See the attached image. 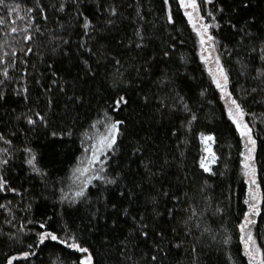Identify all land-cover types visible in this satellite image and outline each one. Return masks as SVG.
<instances>
[{
	"label": "snow or ice",
	"instance_id": "1",
	"mask_svg": "<svg viewBox=\"0 0 264 264\" xmlns=\"http://www.w3.org/2000/svg\"><path fill=\"white\" fill-rule=\"evenodd\" d=\"M253 2L159 0L145 11V0H0V264H101L97 232L105 252L114 249L115 264H171L185 244L193 264L205 256L212 264L214 255L220 264H238L228 247L234 237L239 264H264V147H258L264 127L257 128L264 111L252 108H264V12L249 11ZM177 17L190 26L195 57L208 76L196 93L183 85L184 64L170 66ZM121 32L117 53L109 37ZM217 96L238 137L245 184L231 231L209 221L228 220L224 201L209 194V177L225 174L213 168L221 160L212 147L216 132L196 133L195 163L209 177L193 178L182 194L161 183L168 160L158 163L160 144L136 132L139 108L150 106L167 120L165 139L189 144L202 105ZM58 97L65 100L60 111ZM92 100L96 114L77 134L75 109L91 108ZM41 129L46 140L77 136L80 149L70 166L58 168V150L33 143ZM230 195L221 192L225 201ZM53 199L58 211L49 214ZM38 202L45 205L39 215ZM165 214L175 226H165Z\"/></svg>",
	"mask_w": 264,
	"mask_h": 264
},
{
	"label": "trees",
	"instance_id": "2",
	"mask_svg": "<svg viewBox=\"0 0 264 264\" xmlns=\"http://www.w3.org/2000/svg\"><path fill=\"white\" fill-rule=\"evenodd\" d=\"M159 0H145V11L148 10L149 5L158 4ZM249 11L260 13L264 12V0H254L253 7L249 9ZM149 21L153 20L151 15L146 17ZM50 28H54L55 25L49 24ZM125 31L130 32V27L128 22L122 26ZM176 29L172 32V35L175 38L177 43V48L173 53V59L170 62V66L172 67H180L181 64H184V67L181 68V76L183 78V85L186 90H191L193 93L199 91L201 86H206L208 82V76L203 71V68L200 65L198 58L195 57V50L193 47V34L191 32L190 26L186 25L185 20L177 17ZM123 32L121 33H113L111 37H109V41H111V46L115 50V52L120 53L122 50L115 45V40H119ZM167 35V33H165ZM75 39V37H73ZM108 41H106L107 43ZM159 43V41H157ZM125 55L127 53H124ZM180 56L185 57V61H181L179 59ZM54 63L59 64L60 60L58 58H54ZM43 67H41V71H43ZM76 69H73L75 72ZM103 71V69H101ZM134 75V73H133ZM234 76L238 77V73L234 70ZM145 80L148 83H151V78L145 77ZM85 95H87L88 85H84ZM145 90L147 91V85H145ZM155 91V89H153ZM211 99V97H209ZM216 103L209 105L205 102L202 105V113L201 120L198 124L195 125L193 132L189 135L190 143L183 144L182 140L177 146L176 137H172L171 139H165V134L168 130L167 120H160L159 115L152 112L151 107H143L139 108V112L141 113L140 122L136 126V132L140 136L151 135L156 143L160 144V152L158 157V163H163L165 159L168 160V164L165 165L164 170L162 172V180L161 183L164 184L166 188H170L173 193L182 194L184 191L189 188V181L193 180L196 183H200L203 181L205 177H209V174L201 173V170L198 167V164L195 161L198 160L199 155L201 154V145L196 137V133L199 131H215L216 132V143H214L213 149L217 152L218 156L221 157V160L213 165V168L217 173L224 172L223 176L215 175L209 177V184L214 189V192L209 193L210 195H214L215 199L218 201H224L228 220H221L219 216L209 217L210 223L215 220V223L212 225L214 228L219 224L224 223L231 231L232 224L229 221H235L238 219V214L240 213V209L243 207V199H244V190L245 184L243 182L241 173H240V165H239V146H238V137L234 135V133L230 130V125L226 123V118H222L221 109L223 107V101L218 100L217 96ZM64 98L58 97L57 104L59 105L57 111H60L64 105ZM17 101H12L11 106L15 107ZM140 103H143L141 101ZM95 104L96 101L92 100L91 108L87 105H82L75 109V112L79 114V119L76 125L77 134L81 130V127H87L88 121L91 117L95 116ZM252 108L255 112L260 113L264 111V108L259 105H252ZM179 124V121H176ZM264 127V125L257 124V128ZM181 136H183V129L180 130ZM264 135V134H262ZM51 141V143H49ZM33 143H40L46 145L43 149L44 152H47L49 148H56L59 152L57 157L58 168H67L71 165L72 160L75 155L79 153L80 145L77 140V136L74 135L71 138L65 137L63 140H59L58 138L48 137L45 139L44 131L38 130L35 134H33ZM258 147H264L258 145ZM183 152V155H181ZM165 153L167 156H165ZM119 155V154H118ZM227 164V169L224 168V165ZM62 173H57L60 175ZM185 176L189 178V180H185ZM230 195V201H225L224 196ZM221 192L224 193V196H221ZM115 197L113 196V199ZM56 203V201L49 200L47 201V212L51 214L54 211H58L57 208H53L52 205ZM166 207H173L172 203L164 204L161 206L160 211L163 213ZM45 210V205L41 202H38V207L35 209L37 215L40 212ZM179 215H183L180 213ZM165 220L169 221L166 224V227L175 226L170 218L165 214ZM79 223V221H77ZM164 223V221H161ZM179 232V229H178ZM118 234V233H117ZM182 233L177 238L182 237ZM113 233H109V237L112 238ZM102 239L101 233H95L93 237V242L97 243V247L101 253L100 259L101 264H115V253L114 249L112 252H105L103 246L99 243ZM113 245L116 244V240H112ZM234 257L237 259L239 264V258L241 253L237 251L238 248V240L234 237L232 240V244L228 246ZM47 253H45L46 255ZM78 255V254H77ZM76 256L71 257V259H75ZM221 259H226V257H221ZM171 264H193V257L190 253L189 244H185L178 251L173 252L171 258ZM34 264H39V262H34ZM201 264H209L208 259L205 257H201ZM212 264H220V261L216 259L214 255L212 257Z\"/></svg>",
	"mask_w": 264,
	"mask_h": 264
},
{
	"label": "rangeland",
	"instance_id": "3",
	"mask_svg": "<svg viewBox=\"0 0 264 264\" xmlns=\"http://www.w3.org/2000/svg\"><path fill=\"white\" fill-rule=\"evenodd\" d=\"M213 147V146H212Z\"/></svg>",
	"mask_w": 264,
	"mask_h": 264
}]
</instances>
